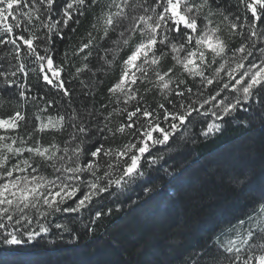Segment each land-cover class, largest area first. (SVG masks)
Instances as JSON below:
<instances>
[{
	"label": "snow or ice",
	"instance_id": "1",
	"mask_svg": "<svg viewBox=\"0 0 264 264\" xmlns=\"http://www.w3.org/2000/svg\"><path fill=\"white\" fill-rule=\"evenodd\" d=\"M234 128L264 159V0H0L5 248L79 246L132 186L175 178L155 167L170 145ZM207 179L177 188L168 258L145 264H264V173L258 188L251 170L231 177L248 193L242 218L191 242Z\"/></svg>",
	"mask_w": 264,
	"mask_h": 264
},
{
	"label": "trees",
	"instance_id": "2",
	"mask_svg": "<svg viewBox=\"0 0 264 264\" xmlns=\"http://www.w3.org/2000/svg\"><path fill=\"white\" fill-rule=\"evenodd\" d=\"M246 135L234 128L219 138L195 145H170L174 150L155 167L169 168L176 173L175 178L152 172L144 185L153 187L151 193L132 186L116 204L109 205L114 214L103 222L94 237L76 247L67 242L50 244L48 241L54 238L51 236L20 246L0 245V264H145L157 258L167 259L161 247L174 235L168 231L175 215L171 198L190 178L204 177L205 171L215 176L207 179L201 200L188 210L189 241L214 232L228 220L234 222L235 216L242 218L248 193L234 188L230 178L251 170L257 177L254 187L258 188L259 177L264 173V159L249 149ZM137 248H141V255L136 254Z\"/></svg>",
	"mask_w": 264,
	"mask_h": 264
}]
</instances>
